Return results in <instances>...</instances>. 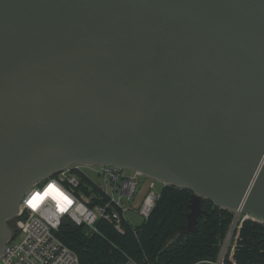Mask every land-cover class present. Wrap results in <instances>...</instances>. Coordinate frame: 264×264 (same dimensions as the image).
I'll return each instance as SVG.
<instances>
[{
	"label": "water",
	"instance_id": "water-1",
	"mask_svg": "<svg viewBox=\"0 0 264 264\" xmlns=\"http://www.w3.org/2000/svg\"><path fill=\"white\" fill-rule=\"evenodd\" d=\"M72 163L192 190L165 248L205 198L264 222V0H0V255Z\"/></svg>",
	"mask_w": 264,
	"mask_h": 264
},
{
	"label": "built area",
	"instance_id": "built-area-1",
	"mask_svg": "<svg viewBox=\"0 0 264 264\" xmlns=\"http://www.w3.org/2000/svg\"><path fill=\"white\" fill-rule=\"evenodd\" d=\"M157 181L134 168L85 163L67 165L35 183L23 196L21 218L16 217L22 236L17 239L16 234L9 239L0 255V264H81L77 252L57 234L63 221L67 219L92 232H100L99 223L106 220L123 233L125 223H130L129 210L137 212L144 221L151 215L162 190H157ZM138 188L143 190L137 198ZM229 210L233 214L220 240L218 256L196 264H228L235 230L247 215L240 210ZM125 264L142 263L129 258Z\"/></svg>",
	"mask_w": 264,
	"mask_h": 264
},
{
	"label": "trees",
	"instance_id": "trees-1",
	"mask_svg": "<svg viewBox=\"0 0 264 264\" xmlns=\"http://www.w3.org/2000/svg\"><path fill=\"white\" fill-rule=\"evenodd\" d=\"M193 194L188 188L163 186L149 218L138 226L126 222L123 233L112 223L101 220L100 232L69 221L61 225L57 234L77 252L81 264H125L129 258L142 264H196L204 259H216L233 213L208 198L200 204L203 213L199 216L198 230L184 234L165 248L167 240L188 222ZM13 231L14 235L19 233L18 223ZM227 262L264 264V222L248 215L241 219Z\"/></svg>",
	"mask_w": 264,
	"mask_h": 264
},
{
	"label": "rangeland",
	"instance_id": "rangeland-1",
	"mask_svg": "<svg viewBox=\"0 0 264 264\" xmlns=\"http://www.w3.org/2000/svg\"><path fill=\"white\" fill-rule=\"evenodd\" d=\"M142 185V184H141ZM140 185V186H141ZM163 183L161 181H157V190L160 191L163 187ZM143 190V188H142ZM142 190L140 188H138V194H137V198L141 196V193H142ZM129 205V204H127ZM127 218L128 220L130 221V223L134 226H138V225H141L143 222H144V218L142 216H140L137 212H135L134 210H129L127 212ZM9 225L12 227V228H15L16 225H17V221H15V219H10L9 220ZM21 233L19 231L18 233V237L17 239H20L21 238Z\"/></svg>",
	"mask_w": 264,
	"mask_h": 264
}]
</instances>
